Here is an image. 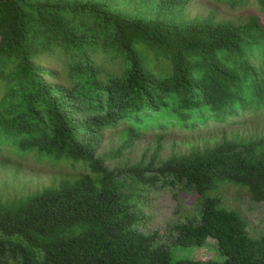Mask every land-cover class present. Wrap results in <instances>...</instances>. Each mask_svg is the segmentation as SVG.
<instances>
[{
	"label": "trees",
	"instance_id": "trees-1",
	"mask_svg": "<svg viewBox=\"0 0 264 264\" xmlns=\"http://www.w3.org/2000/svg\"><path fill=\"white\" fill-rule=\"evenodd\" d=\"M191 1L0 0V153L83 172L0 194V264H264V232L251 235L217 193L231 185L264 201V135L224 128L264 113V0L239 23L190 16ZM212 128L219 138L161 157L168 130ZM154 130L148 159L105 164ZM109 131L122 142L101 151ZM157 183L202 197L170 243L137 227L133 188ZM209 236L222 259L172 261L173 244Z\"/></svg>",
	"mask_w": 264,
	"mask_h": 264
},
{
	"label": "rangeland",
	"instance_id": "rangeland-1",
	"mask_svg": "<svg viewBox=\"0 0 264 264\" xmlns=\"http://www.w3.org/2000/svg\"><path fill=\"white\" fill-rule=\"evenodd\" d=\"M257 8L253 0L247 5L232 7L227 2L221 0H192L188 5L190 16H203L209 10L215 11L218 18L230 19L236 23L247 20L249 12ZM228 136L235 135L239 140H246L249 136L264 135V113L256 117H249L243 120L238 118V122L233 126H225ZM156 130L143 133L130 148H125L123 160H106V165L110 169L124 170L127 164L134 163L142 158L148 159L153 152L155 145ZM222 129H208L193 136H183V131L170 129L166 132L162 140L161 157H167L173 151H185L187 143L200 142L204 144L203 137L209 140L219 138ZM200 136V137H199ZM122 142L119 132H107L104 134V145L101 151L118 147ZM89 173V172H88ZM83 174L80 168L72 169L68 163H47L33 157H19L17 154L0 153V194L3 198H12L15 195L41 189L42 186L56 183L59 178H74ZM133 192L138 197L136 202L135 194L129 200L136 205L140 212L138 229L143 232L157 231L162 242L170 243L174 233L173 225L191 216L193 209L202 199L193 190H188L186 196L177 187H169L157 183L153 186L142 185L141 188H133ZM208 193V192H206ZM222 199V206L237 209L243 215L248 224V232L251 235H259L264 232V201H253L246 189L231 185H223L217 190ZM171 258L194 259H222L216 239L207 237L205 242L198 245H177L170 247Z\"/></svg>",
	"mask_w": 264,
	"mask_h": 264
}]
</instances>
